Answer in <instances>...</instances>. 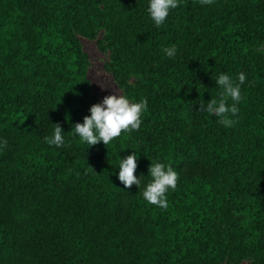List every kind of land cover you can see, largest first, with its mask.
Here are the masks:
<instances>
[{
    "label": "trees",
    "instance_id": "16d2710c",
    "mask_svg": "<svg viewBox=\"0 0 264 264\" xmlns=\"http://www.w3.org/2000/svg\"><path fill=\"white\" fill-rule=\"evenodd\" d=\"M148 6L0 0V264H264V0H179L159 28ZM74 27L103 28L125 95L147 100L140 129L107 146L71 132L98 103ZM241 72L224 127L199 105ZM56 123L63 147L44 140ZM133 151L141 190L118 179ZM151 162L179 174L167 210L142 196Z\"/></svg>",
    "mask_w": 264,
    "mask_h": 264
},
{
    "label": "clouds",
    "instance_id": "9594fccd",
    "mask_svg": "<svg viewBox=\"0 0 264 264\" xmlns=\"http://www.w3.org/2000/svg\"><path fill=\"white\" fill-rule=\"evenodd\" d=\"M201 5H212L214 0H199ZM179 6V0H149L147 11L157 28L162 26L169 16L170 10ZM162 51L169 58H175L176 46L163 47ZM239 83H236L229 75L220 73L215 82L220 88L219 98H211L207 103L201 102L199 110L206 111L218 118V123L224 127H232L236 121L231 119L239 112L237 104L241 101V85L246 76L243 72L238 75ZM114 92V91H113ZM229 99L232 101L228 103ZM147 110V100L142 98L139 102L130 100L126 95L114 92L103 97L102 102L93 104L90 115L83 118V123L74 124L72 131L88 146H94L103 142L105 146L114 138L120 137L122 132L131 133L139 130L143 113ZM63 129L59 123L54 124L51 136L44 137L49 145L63 147L65 144ZM7 147V140L0 139V148ZM138 156L133 154L119 159L118 179L125 188L136 185L141 190L142 177L137 178L134 173L138 168ZM93 170V169H92ZM94 171V170H93ZM149 180L142 188L143 198L151 205L163 210L168 208L167 193L177 188L179 174L169 164L151 162L149 166Z\"/></svg>",
    "mask_w": 264,
    "mask_h": 264
},
{
    "label": "rangeland",
    "instance_id": "374dc122",
    "mask_svg": "<svg viewBox=\"0 0 264 264\" xmlns=\"http://www.w3.org/2000/svg\"><path fill=\"white\" fill-rule=\"evenodd\" d=\"M74 32L88 59L86 75L92 86L93 96L97 102H102L103 97L112 95L114 92L125 95L123 87L119 84L115 76L111 51L109 48L101 47V42L105 35L104 29L99 28L93 39L83 36L76 27H74ZM254 48L264 51V42ZM137 81V76H131L128 79V83L130 84H135ZM130 100L135 101V99ZM221 264H252V261L244 259L239 262H234L226 258Z\"/></svg>",
    "mask_w": 264,
    "mask_h": 264
}]
</instances>
